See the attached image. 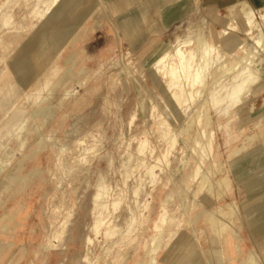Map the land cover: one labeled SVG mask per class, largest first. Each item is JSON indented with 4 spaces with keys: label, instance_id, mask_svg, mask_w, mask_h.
<instances>
[{
    "label": "rangeland",
    "instance_id": "obj_1",
    "mask_svg": "<svg viewBox=\"0 0 264 264\" xmlns=\"http://www.w3.org/2000/svg\"><path fill=\"white\" fill-rule=\"evenodd\" d=\"M114 2L0 0V264H264L232 174L260 114V10L247 33L229 0H191L170 41L138 50ZM199 36L205 58H172Z\"/></svg>",
    "mask_w": 264,
    "mask_h": 264
},
{
    "label": "crops",
    "instance_id": "obj_2",
    "mask_svg": "<svg viewBox=\"0 0 264 264\" xmlns=\"http://www.w3.org/2000/svg\"><path fill=\"white\" fill-rule=\"evenodd\" d=\"M195 1L198 10L201 0ZM260 1L247 2L258 8ZM128 2H131V5ZM190 2L191 0H115L114 4L109 3V6L116 12L118 27L126 31L134 43L139 44L138 50H142L148 45H159L170 41V31L188 16ZM231 2L232 0H229L230 10ZM237 6L241 9L240 5ZM256 90L246 107L259 108L260 114L253 123L247 148L232 166V174L235 181L243 187L245 199L241 213L248 228L254 234H259L261 254L264 259V87ZM259 97L262 99L261 103L258 102ZM238 153L237 149L235 155ZM223 228L226 242H232V245L238 247V235L233 230ZM168 260L171 262L172 257L169 256Z\"/></svg>",
    "mask_w": 264,
    "mask_h": 264
},
{
    "label": "bare ground",
    "instance_id": "obj_3",
    "mask_svg": "<svg viewBox=\"0 0 264 264\" xmlns=\"http://www.w3.org/2000/svg\"><path fill=\"white\" fill-rule=\"evenodd\" d=\"M233 3H231V6L232 8L234 6H237V5H240L241 6V10L243 12V17H244V21H245V27H246V31L247 33H250L252 30L255 29L256 27V23H255V16H256V12H255V9L253 6H251L248 2H246L245 0H232ZM264 5V1L259 5V7L257 8L258 10H260L261 14H262V17H264V12L261 11L262 10V6ZM262 26V25H261ZM260 26V28H261ZM227 29H232V23H227ZM226 32V30H225ZM227 33V32H226ZM257 43L258 44H261L263 46L264 44V36L262 35V33L260 32L258 35H257V39H256ZM189 42V41H188ZM187 43V41H186ZM188 44V43H187ZM210 45H212V43L210 42V40L207 38V37H203V36H199L197 38V41H195L193 43V45L191 46H188L190 47L186 52L182 51L181 49H177L175 51V54H173L172 58L173 57H176L178 58V61L181 65L185 66V67H192V60L198 55V51L200 52V54L202 55V57H206L207 56V53H208V49L210 47ZM187 52L190 54V57L188 58L186 56ZM253 54V53H252ZM166 57V56H165ZM165 59V58H164ZM163 60V58H162ZM160 61V60H159ZM161 63V62H159ZM172 64H175V62L172 61ZM257 64V63H256ZM255 64V65H256ZM262 64V62H261ZM169 66V65H168ZM174 66V65H172ZM200 66V65H199ZM243 66H245V68H249L251 70V75H248L245 80H244V85L245 84H252L253 82L257 81L258 79L261 78V75L260 73L255 70L252 66H251V62H250V56H247V55H241L240 57V61H236L235 65H233L232 69H240V68H243ZM162 70H163V64H162ZM160 68V69H161ZM166 68V67H165ZM172 68H175V67H171V71H172ZM201 67H198L196 68L192 74L194 75V78H192L193 80H191L189 83V85L191 86H194V85H199L201 83V74L203 72V70H200ZM167 70V69H165ZM168 71V70H167ZM186 72V70H184ZM230 71V69H229ZM229 71L226 70V72L228 73ZM235 71V70H234ZM165 72V71H164ZM184 72V73H185ZM166 74V73H165ZM229 74V73H228ZM186 75V73L184 74V76ZM171 76H173V74L171 73ZM178 76V75H177ZM190 76V74H189ZM188 76H186L187 78ZM178 79V77H176ZM176 78H174L173 80H176ZM189 79V78H188ZM219 79V77L217 78V80ZM230 80H232V78H230ZM178 81V80H177ZM180 81V79H179ZM188 81V80H187ZM217 82V81H216ZM174 83V82H173ZM179 83V82H178ZM176 88H179L180 91L183 93L184 90H185V84L180 82V84H176L175 85ZM231 86V85H230ZM245 90V89H244ZM241 91H243V87L241 89ZM176 97H177V100H181L180 97L182 94H178L177 91L175 92L174 94ZM241 96V100L243 99L244 97V93L242 92L240 94ZM174 97V96H173ZM23 146V145H21ZM255 257V256H254ZM252 257V258H254ZM254 260L257 262V259L254 258Z\"/></svg>",
    "mask_w": 264,
    "mask_h": 264
}]
</instances>
